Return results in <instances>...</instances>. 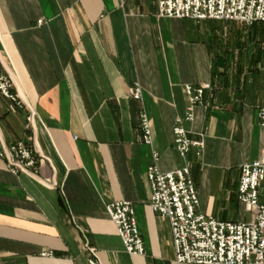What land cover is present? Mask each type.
<instances>
[{
  "label": "crops",
  "instance_id": "1",
  "mask_svg": "<svg viewBox=\"0 0 264 264\" xmlns=\"http://www.w3.org/2000/svg\"><path fill=\"white\" fill-rule=\"evenodd\" d=\"M214 23L159 18L155 0H0V61L21 101L0 94V149L21 140L49 160L36 179L0 159V264H87L85 240L101 264H176L169 222L148 204L153 150L161 172L189 162L198 212L226 221L233 204L246 217L236 193L239 166L264 151V51ZM136 83L141 102L128 97ZM207 84L193 121L181 122L204 149L182 158L172 127L189 105L184 88ZM122 200L142 255L126 253L106 215Z\"/></svg>",
  "mask_w": 264,
  "mask_h": 264
},
{
  "label": "built area",
  "instance_id": "2",
  "mask_svg": "<svg viewBox=\"0 0 264 264\" xmlns=\"http://www.w3.org/2000/svg\"><path fill=\"white\" fill-rule=\"evenodd\" d=\"M155 4L159 18L239 22L246 26L264 24V0H155ZM41 22L38 21V24ZM13 82L7 66L0 61V94L20 105L17 93L13 92ZM209 88L210 84L198 87L186 85L184 88L189 105L184 116L178 118L172 127L173 144L182 158L192 150L200 156L204 149L202 139L192 140L181 122L193 121V109L202 103L204 92ZM128 97L141 102L142 87L134 84L128 91ZM257 112L259 124L264 128V108H259ZM138 116L141 143L150 146L152 130L149 118L143 108ZM27 119L31 123V116ZM38 154L35 148L28 147L21 140L0 149V159L4 160L12 175L20 173L36 179L42 162L49 161ZM152 160L154 163L146 172L150 190L148 204L151 211L169 222L174 263L264 264V203L259 200V185L264 182V151L254 161L239 166L236 200L250 216L248 221L241 222L220 221L197 211L199 200L189 162L164 173L157 166L158 153L155 150L152 151ZM51 181L47 179L45 183L52 184ZM105 206L106 215L113 223L126 253L131 256L144 254L133 205L122 200L108 202ZM83 249L89 255L87 264H101L98 250L87 240ZM50 255V252L41 253L42 257Z\"/></svg>",
  "mask_w": 264,
  "mask_h": 264
},
{
  "label": "rangeland",
  "instance_id": "3",
  "mask_svg": "<svg viewBox=\"0 0 264 264\" xmlns=\"http://www.w3.org/2000/svg\"><path fill=\"white\" fill-rule=\"evenodd\" d=\"M210 21H213V20H210ZM214 24L217 25V28L219 27L217 29V32L218 34H220V36L226 35V39H228V37L231 36V38L234 39L233 40L234 43L236 40L235 39L236 36L240 35L241 38L246 37L249 40V42L250 40H252L255 47L259 46L264 51V24L254 23L250 26H246L239 22H226V21H220V22L215 21ZM227 42H230V38L229 40H227ZM259 186H260L259 187V192H260L259 200L262 203H264V182L260 183ZM245 216L246 217H244V219H242L241 221H248L250 219V216L248 213H245ZM220 218L221 220L226 219V220H230L234 222H239L237 221L239 217L236 214V207L233 204L230 206V209L226 210V216L224 217L223 215H221Z\"/></svg>",
  "mask_w": 264,
  "mask_h": 264
}]
</instances>
